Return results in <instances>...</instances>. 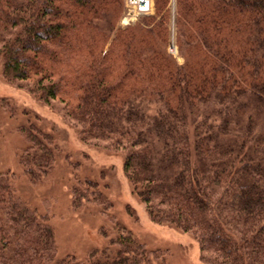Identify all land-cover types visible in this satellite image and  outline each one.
<instances>
[{"label": "trees", "instance_id": "trees-1", "mask_svg": "<svg viewBox=\"0 0 264 264\" xmlns=\"http://www.w3.org/2000/svg\"><path fill=\"white\" fill-rule=\"evenodd\" d=\"M153 2L117 29L122 0H0L2 76L61 103L83 142L122 151L150 220L191 235L203 263L264 264V0H175L182 64L167 50L169 0ZM19 130L35 182L54 138ZM101 197L85 190L75 207L108 208ZM56 254L48 217L0 173V264H166L123 230L84 259Z\"/></svg>", "mask_w": 264, "mask_h": 264}, {"label": "rangeland", "instance_id": "rangeland-1", "mask_svg": "<svg viewBox=\"0 0 264 264\" xmlns=\"http://www.w3.org/2000/svg\"><path fill=\"white\" fill-rule=\"evenodd\" d=\"M122 2L117 29L141 19L128 15ZM167 9L169 52L170 45L176 46L175 0H169ZM154 13L155 10L151 16ZM124 16L132 18L129 25L122 23ZM172 57L178 64L183 63L178 48ZM2 63L0 57V173L12 177L20 199L48 217L57 245L56 259H84L89 251L106 246L107 239L115 238L123 230L147 250L158 251L166 264H205L191 235L150 220L124 175L122 151L83 142L78 129L63 117L61 103L53 101L46 105L24 87L7 82L2 76ZM27 121L50 133L56 146L51 168L35 182H30L19 164V156L27 145L19 129L26 127ZM85 190L90 195H101L108 208L92 202L75 207Z\"/></svg>", "mask_w": 264, "mask_h": 264}, {"label": "built area", "instance_id": "built-area-1", "mask_svg": "<svg viewBox=\"0 0 264 264\" xmlns=\"http://www.w3.org/2000/svg\"><path fill=\"white\" fill-rule=\"evenodd\" d=\"M124 6L127 10V14L132 15V18L152 14L154 8L153 0H124ZM132 18L124 16L122 23L128 25L131 23L130 21ZM169 52L175 55L177 52L176 47L170 45Z\"/></svg>", "mask_w": 264, "mask_h": 264}]
</instances>
